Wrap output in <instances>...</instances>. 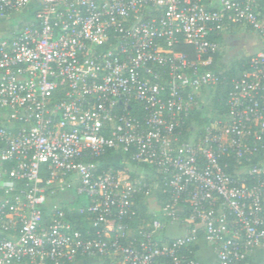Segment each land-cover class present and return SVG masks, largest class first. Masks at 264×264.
<instances>
[{
    "label": "built area",
    "instance_id": "1",
    "mask_svg": "<svg viewBox=\"0 0 264 264\" xmlns=\"http://www.w3.org/2000/svg\"><path fill=\"white\" fill-rule=\"evenodd\" d=\"M29 6L0 38V264H200V241L215 264L264 253V160L233 175L223 160L264 151V0H0V17ZM225 31L261 47L231 78L226 114L181 139L202 91L224 80L206 55L224 51L211 36ZM121 154L148 168L125 175ZM67 190L85 204L48 206ZM139 193L148 228L130 226ZM63 207L96 230L73 228ZM176 222L186 231L170 237Z\"/></svg>",
    "mask_w": 264,
    "mask_h": 264
},
{
    "label": "trees",
    "instance_id": "2",
    "mask_svg": "<svg viewBox=\"0 0 264 264\" xmlns=\"http://www.w3.org/2000/svg\"><path fill=\"white\" fill-rule=\"evenodd\" d=\"M211 39H214L220 43H222V34L218 35H212ZM174 50L176 51H182L186 54H188L189 57H193V47L189 44L184 43H177L173 46ZM211 57V63L208 66L210 70L213 72L219 74V76L224 77V80L217 84L214 87H208L207 90L211 93V97L209 100V103L207 105H204L202 103H199L197 107L192 108L187 118L185 119L184 123L181 125V133L183 136L181 139H186L191 135V133L195 132L198 134V132L202 131V129L210 123V121L215 120L216 118H221L226 114L227 111V93L230 88V80L232 77H235L241 70L243 69L242 65L246 62L248 57L241 58L239 60L233 61L228 67H225L224 64L218 62L219 58L221 57V51L215 52L214 54H207L206 57ZM110 153L108 152L104 157H102V160L105 164H108V155ZM121 161L125 162L124 165L117 166L113 165V167L119 171L127 173L129 177L134 178L138 176L135 172H129L128 171V165L136 167L139 171H144V168H148L146 164L137 163L133 160H130L126 155L121 154L120 155ZM223 160L227 162V168L226 171L233 175L235 174V171L237 169H240L241 166H250L253 164H260L264 160V151H259L257 154L250 156L249 159H244L241 162H238V160L235 158V156L231 155L228 157H224ZM111 165V164H110ZM3 168H9V164H2ZM149 177V174H146ZM146 181H150L149 179H146ZM154 195L157 198V200L161 203H165L168 199V194H163L159 191V188L154 189ZM137 203L134 205V209L136 211V217L130 222L131 227H142V228H148L152 216L149 215L147 212V209L143 202V193H139L136 197ZM65 216L67 219H69L72 223V227L78 230H81L83 233H85V230L90 228V225L88 224V217L84 215L83 213H80L77 209L74 210H67L65 207ZM190 214L189 208L187 205H184L182 208V211L180 212V218H184ZM92 233L95 228L89 229ZM190 249L192 251L195 250L196 246H190ZM83 263V264H110V259H105L104 256H93V257H79L74 262H66L64 264H74V263Z\"/></svg>",
    "mask_w": 264,
    "mask_h": 264
},
{
    "label": "crops",
    "instance_id": "3",
    "mask_svg": "<svg viewBox=\"0 0 264 264\" xmlns=\"http://www.w3.org/2000/svg\"><path fill=\"white\" fill-rule=\"evenodd\" d=\"M32 15H33L32 8L31 6H29L7 17H3V18L0 17V38H4V37L7 38L13 36L24 23H27L31 19ZM225 33L227 32L225 31L222 34V37L225 35ZM228 33H230V31ZM233 34L238 35L235 33ZM1 165L2 164L0 162V168L2 167ZM0 199H1V190H0ZM76 199H77L76 195L73 193V191L67 190L52 196L48 201V206H51L52 204H61L67 208H73L71 204ZM185 231L186 228L180 222L173 223L167 226V228L165 229V233L170 237L182 235L185 233ZM195 249H196L195 254L200 264L216 263L215 250L211 245L205 243L204 241H200V243L196 246ZM74 264H83V263L79 262ZM245 264H264V253L256 252L252 255H249L246 258Z\"/></svg>",
    "mask_w": 264,
    "mask_h": 264
},
{
    "label": "rangeland",
    "instance_id": "4",
    "mask_svg": "<svg viewBox=\"0 0 264 264\" xmlns=\"http://www.w3.org/2000/svg\"><path fill=\"white\" fill-rule=\"evenodd\" d=\"M5 38V37H4ZM261 46L258 36L254 32H248L242 35H234L233 33H225L222 37V50L221 57L218 62L228 67L233 61L247 57L258 50ZM211 93L209 90L204 89L199 96L200 103L207 105L210 100ZM119 165V162L117 163ZM128 171L141 173L136 167L128 165ZM125 174V173H124ZM125 175H128L127 173ZM85 195H78L77 199L71 204L73 208L85 204Z\"/></svg>",
    "mask_w": 264,
    "mask_h": 264
}]
</instances>
